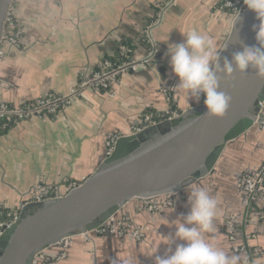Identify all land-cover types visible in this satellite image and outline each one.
Listing matches in <instances>:
<instances>
[{
  "label": "crops",
  "instance_id": "0c3cea01",
  "mask_svg": "<svg viewBox=\"0 0 264 264\" xmlns=\"http://www.w3.org/2000/svg\"><path fill=\"white\" fill-rule=\"evenodd\" d=\"M170 1L14 2L10 15L20 33L15 46L3 38L0 45L4 52L0 109L20 110L48 97H74L52 115L16 117L15 124L0 134L1 213H28L39 187L64 192L67 183L77 185L96 173L107 157L108 142L142 132L148 112L159 114L162 122L172 113L192 117L201 107L202 96L195 103L178 94L167 45L182 43L181 34L196 30L210 38L219 52L233 16L224 9L227 0H174L166 8ZM157 24L151 32L156 44L152 51L147 31ZM9 34L5 29L2 37ZM125 47L130 48L133 62L153 57L146 67L120 74L108 89L96 90L90 85L95 75L105 63L120 57ZM259 115L264 117V107ZM263 165L264 123L253 124L227 143L214 172L198 184L221 200L218 211L220 207L226 214L222 218L226 224L215 219V231L205 234L209 242L228 254L244 255L249 264L247 250L250 254L259 250L261 255L252 257L253 262L264 264V183L252 201L241 184ZM183 211L185 204L160 216L130 213L133 222L148 229L145 244L98 235L91 245L100 248L119 242L115 253H120L123 243L138 251L144 247L151 254L160 246H170L167 237L175 231L171 222L187 214ZM62 251L57 248L54 253ZM54 257L48 264H55Z\"/></svg>",
  "mask_w": 264,
  "mask_h": 264
},
{
  "label": "water",
  "instance_id": "95a60500",
  "mask_svg": "<svg viewBox=\"0 0 264 264\" xmlns=\"http://www.w3.org/2000/svg\"><path fill=\"white\" fill-rule=\"evenodd\" d=\"M11 1L0 0V42ZM173 4L171 0L166 8ZM239 13L241 21L234 29L232 22L219 51L221 62L224 57L231 59L244 45H257L254 26L259 21L246 6ZM158 25L147 31L152 51L156 44L151 32ZM220 88L231 97L223 117H209L202 100L190 119L184 115L182 120L164 118L155 126L143 124L142 132L117 140L96 173L52 203L33 204L30 212H23L1 235L0 264H30L39 252L49 261L50 247H62L57 245L61 241L104 228L130 202L150 201L200 184L214 172L229 141L253 124L264 123L259 115L264 107V80L258 79L255 71L221 73ZM247 253L250 264H254Z\"/></svg>",
  "mask_w": 264,
  "mask_h": 264
},
{
  "label": "clouds",
  "instance_id": "9594fccd",
  "mask_svg": "<svg viewBox=\"0 0 264 264\" xmlns=\"http://www.w3.org/2000/svg\"><path fill=\"white\" fill-rule=\"evenodd\" d=\"M259 24L254 26L257 45H244L231 59L216 50L213 41L196 30L181 34L182 43H169L167 56L176 90L189 102L199 103L203 96L206 114L220 118L226 113L231 97L220 88V74H246L255 71L264 80V0H243ZM238 11L234 14L233 29L241 21ZM186 215L171 223L174 233L167 239L170 246L163 255H155L154 264H248L242 254H228L211 244L206 233L215 231L214 218L218 211L217 198L204 186L192 184L188 191ZM172 245H175L174 249Z\"/></svg>",
  "mask_w": 264,
  "mask_h": 264
},
{
  "label": "rangeland",
  "instance_id": "374dc122",
  "mask_svg": "<svg viewBox=\"0 0 264 264\" xmlns=\"http://www.w3.org/2000/svg\"><path fill=\"white\" fill-rule=\"evenodd\" d=\"M233 9L236 11V7ZM192 117H188V119ZM263 167L264 166H262L261 169H263ZM207 177L208 175H206L204 178L207 179ZM188 191L189 189L177 194L165 195L150 201H142L140 204L130 202L129 204L123 206L122 209L112 218L111 223L105 225L104 228H99L93 233L87 234L86 236L82 235L75 237L69 242L64 241V244L68 245L66 248H62V250L65 249L64 252L62 251L57 254L54 253V251L57 249L55 247H51L47 252H49L51 256H55V264H154V256L156 254L163 255L169 246H160L159 249H154L152 250L151 254H149L146 252L144 247H141L142 249L139 248L141 251H138V249L135 250L134 248L130 247L129 244L125 245L122 243L120 253H115L114 246H118V241L117 244L109 242H107L105 245L101 244L100 248L97 247L99 244L93 247L91 245V241L97 243L96 238H98V235H108L122 242L131 241L133 244L135 243V245L145 244L147 236L146 232L148 229L143 224L140 225L133 222L130 213H136L142 216H160L169 210L176 209L179 204H185V212L183 211V213H188L189 207L186 196V192ZM252 200L253 198L251 201ZM219 202H221V200L218 201V205L221 204ZM126 207H130L131 210H124ZM219 209L220 210L217 211V215L214 220L217 219L220 220L221 223L226 224L224 221H222V218L226 215L225 211H222L220 207ZM102 240L100 242H102ZM260 255L261 253L259 250L252 251L251 254V256L255 258H259ZM48 263V261H45V264Z\"/></svg>",
  "mask_w": 264,
  "mask_h": 264
},
{
  "label": "built area",
  "instance_id": "2783aa9c",
  "mask_svg": "<svg viewBox=\"0 0 264 264\" xmlns=\"http://www.w3.org/2000/svg\"><path fill=\"white\" fill-rule=\"evenodd\" d=\"M16 0L11 1V5L9 7V11L6 15L3 32L6 28H14L15 24L13 22V19L10 15V9L12 8V5L14 4ZM226 8H234L236 7V11L241 12L244 8V2L243 0H227L224 5ZM19 30L17 29L14 33H11V37L4 38L1 37L0 45H2V38L5 39L4 41L11 46H15L17 44L18 36H19ZM121 56L124 57V63L117 68H113L110 63H105L103 70L96 74L93 83L90 85L95 87L96 90L101 89H107L112 83H115L118 80V76L126 71H136L139 68L146 67L150 60L152 59V54L147 57V59H143L137 62H133L125 48L121 49ZM4 56L3 50L0 48V57ZM135 63H138V65H134ZM84 86L82 85V88ZM77 94V93H75ZM74 95L72 97L64 98V97H48L44 99H40L36 102L30 103L26 107L15 110L10 109L6 107H1L0 109V119L4 118L5 116L11 117L15 116L17 118H23V117H31L32 115L41 116V115H52L54 114L57 109L63 105L70 104L73 100ZM180 116L172 113L169 116L165 117V120H174L179 119ZM144 124H147L148 126H155L161 122H155L152 120L151 115L147 114L144 117ZM4 129V126L0 125V132ZM121 137H115L112 138L108 142V151L107 155L111 154V152L114 149V146L118 139ZM264 166V165H263ZM264 183V167L260 171L256 172L251 176V179L249 178L245 185H244V194L248 196L250 199L257 197L258 191L260 190V187ZM75 184H70L65 187L64 192H61L59 190H53L49 187H39L35 195L32 198L33 204H48L52 203L56 200H58L60 197L65 195L66 191L69 188L75 187ZM21 213L20 212H10V213H1L0 212V237L5 231V229L10 228L11 226L15 225L19 219H20ZM65 241V240H64ZM64 241L59 242L57 245L62 246L59 248L67 247L68 245L64 244ZM67 242V241H65ZM51 248V247H50ZM49 248V249H50ZM49 249L47 251H49ZM46 252V251H45ZM46 259L43 257V252H39L34 255L32 258L30 264H45Z\"/></svg>",
  "mask_w": 264,
  "mask_h": 264
},
{
  "label": "trees",
  "instance_id": "16d2710c",
  "mask_svg": "<svg viewBox=\"0 0 264 264\" xmlns=\"http://www.w3.org/2000/svg\"><path fill=\"white\" fill-rule=\"evenodd\" d=\"M224 9L226 11H228L231 16H233L236 13V11L233 8H226L224 6ZM13 22L15 24L14 28L13 27L12 28H9V27L6 28L8 30V33H10V34L11 33H14L17 30V28H18L17 27V23L15 22L14 19H13ZM125 50H126L128 56H129V58L131 59V57H130V48H128V47L126 48L125 47ZM123 63H124V57L123 56H120V57H118V58H116L114 60H111V65H112L113 68H117L118 66L122 65ZM102 90H105V89H102ZM202 99H203V96H202ZM147 114L151 115V118H152L153 121L158 122V123L160 122V116H159V114L154 113V112H148ZM16 119L17 118L15 116H11V117L5 116L4 118H1L0 119V125L1 126H4V129L0 132V134H3L8 129H10L15 124ZM179 120H182L181 119V116H180ZM70 184L71 183H67L66 186H68Z\"/></svg>",
  "mask_w": 264,
  "mask_h": 264
},
{
  "label": "bare ground",
  "instance_id": "6f19581e",
  "mask_svg": "<svg viewBox=\"0 0 264 264\" xmlns=\"http://www.w3.org/2000/svg\"><path fill=\"white\" fill-rule=\"evenodd\" d=\"M141 202H142V201H140V202H137V203H139V204H140ZM112 218H113V217H112ZM112 218H111V219H112ZM83 236H84V235H83Z\"/></svg>",
  "mask_w": 264,
  "mask_h": 264
}]
</instances>
